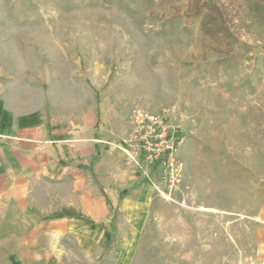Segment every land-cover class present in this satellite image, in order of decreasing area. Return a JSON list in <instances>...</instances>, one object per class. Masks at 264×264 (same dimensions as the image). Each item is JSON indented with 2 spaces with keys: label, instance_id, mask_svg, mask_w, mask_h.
<instances>
[{
  "label": "rangeland",
  "instance_id": "1",
  "mask_svg": "<svg viewBox=\"0 0 264 264\" xmlns=\"http://www.w3.org/2000/svg\"><path fill=\"white\" fill-rule=\"evenodd\" d=\"M211 3L231 40L201 30ZM194 5L0 0L1 110L96 118L122 173L106 180L128 188L47 264H262L264 0H201V16ZM141 116L164 120L166 138L146 144L161 129Z\"/></svg>",
  "mask_w": 264,
  "mask_h": 264
},
{
  "label": "crops",
  "instance_id": "2",
  "mask_svg": "<svg viewBox=\"0 0 264 264\" xmlns=\"http://www.w3.org/2000/svg\"><path fill=\"white\" fill-rule=\"evenodd\" d=\"M63 121L47 110L14 118L0 104V264H47L99 203L111 206L128 191L106 180L122 173L103 153L99 120Z\"/></svg>",
  "mask_w": 264,
  "mask_h": 264
},
{
  "label": "trees",
  "instance_id": "3",
  "mask_svg": "<svg viewBox=\"0 0 264 264\" xmlns=\"http://www.w3.org/2000/svg\"><path fill=\"white\" fill-rule=\"evenodd\" d=\"M194 1V7L197 8L195 11L196 16L203 15V13L201 12V10H203V6L199 5L201 0ZM205 6L211 9V13L206 14L205 19L202 18L201 30L204 32V34L208 35L212 39L225 37V39L231 40V38L228 36V33L230 32L228 29V24L226 23V12L224 13V11L219 8V5L217 3L206 4ZM223 63H225L224 59H221L219 60L218 65H221ZM228 66H231V64H228Z\"/></svg>",
  "mask_w": 264,
  "mask_h": 264
},
{
  "label": "built area",
  "instance_id": "4",
  "mask_svg": "<svg viewBox=\"0 0 264 264\" xmlns=\"http://www.w3.org/2000/svg\"><path fill=\"white\" fill-rule=\"evenodd\" d=\"M164 120L160 119V117H143L141 116V120H139V124L140 125H143V126H146L147 128H152V127H155L158 125V127L161 129V134L160 132L157 134V132H154V133H150V132H146V135L142 137V139L146 140V144L148 145H153L152 143L148 142V138H154L155 141H160L161 139H165L166 136H167V133H168V127H166L165 125L163 126ZM144 129V128H143ZM151 135V136H149ZM170 137V136H169ZM174 136H171L169 139L171 141L170 143L171 144H167L166 146V151H168L169 155H171V166L174 167V164H173V160H174V157L176 156L177 154V148L175 146L176 144V140L175 138H173ZM156 144V143H155Z\"/></svg>",
  "mask_w": 264,
  "mask_h": 264
}]
</instances>
